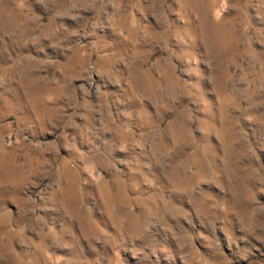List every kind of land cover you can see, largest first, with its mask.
Instances as JSON below:
<instances>
[{
    "label": "rangeland",
    "instance_id": "374dc122",
    "mask_svg": "<svg viewBox=\"0 0 264 264\" xmlns=\"http://www.w3.org/2000/svg\"><path fill=\"white\" fill-rule=\"evenodd\" d=\"M0 264H264V0H0Z\"/></svg>",
    "mask_w": 264,
    "mask_h": 264
}]
</instances>
